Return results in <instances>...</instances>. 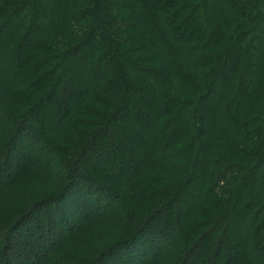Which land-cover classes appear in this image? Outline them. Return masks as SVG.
Listing matches in <instances>:
<instances>
[{"label":"trees","instance_id":"trees-1","mask_svg":"<svg viewBox=\"0 0 264 264\" xmlns=\"http://www.w3.org/2000/svg\"><path fill=\"white\" fill-rule=\"evenodd\" d=\"M0 264H264V0H0Z\"/></svg>","mask_w":264,"mask_h":264}]
</instances>
